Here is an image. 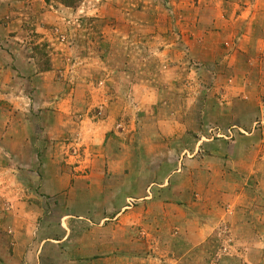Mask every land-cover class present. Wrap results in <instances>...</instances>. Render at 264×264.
I'll list each match as a JSON object with an SVG mask.
<instances>
[{"label":"rangeland","instance_id":"374dc122","mask_svg":"<svg viewBox=\"0 0 264 264\" xmlns=\"http://www.w3.org/2000/svg\"><path fill=\"white\" fill-rule=\"evenodd\" d=\"M6 11L24 29L9 32L11 39L0 40V60L18 77L11 78L16 86L12 92H18L19 86L39 101L45 94L34 91L40 87L41 75L25 80L19 72L39 73L53 65L62 92L80 89L76 97L86 105L77 112L79 117L106 120L111 111L116 131H137L141 125L143 131L146 124L162 118L159 106L183 122L187 138L184 142L182 137L174 139L177 151L169 154L164 172L176 169L179 148L184 145V157L220 156L230 171L241 162V154H248L243 165L255 156V183L264 185V0H0L1 21ZM110 70L115 76L118 71L125 73L120 79L124 88L120 104L117 93L107 98V93L102 96L98 90L113 85L114 81L106 79ZM91 102L96 104L90 106ZM109 102L114 103L109 106ZM12 107L9 97H0V137L7 135L10 123L19 130H12L14 134L28 133L29 128L37 131L33 116L38 113L31 112L32 120L25 123L28 106ZM76 135L63 145V189L52 195L36 192L37 197L41 195L42 215L28 224L26 216L14 211L13 201L23 194L11 192L9 171L19 174L15 177L19 184L37 178L23 173L28 168H24L29 163L26 158L12 159L5 153L16 150L11 141L1 144L0 168L8 171L0 173L7 185L4 190L0 185V195L2 212L10 222L0 227V264H160V259L169 264L165 254L154 251L149 235L139 233L128 241L118 232L117 219L103 220L114 211L102 206V201L112 194L117 198L118 193L104 195L101 183L99 190L89 189L98 152ZM149 153L148 158L138 154L135 167L131 166L132 172L143 176L139 185L150 176L148 171L153 173L154 146ZM33 162L37 167V161ZM105 176L100 172L94 178L101 181ZM32 194L30 198H36ZM94 199L100 203L89 205ZM127 201L136 204L135 198ZM14 215L20 216L19 223L12 221ZM106 223L109 226L103 230ZM234 244L229 224L222 222L186 260L220 264L229 259L232 264L230 247ZM237 260V264H247L243 256Z\"/></svg>","mask_w":264,"mask_h":264},{"label":"crops","instance_id":"0c3cea01","mask_svg":"<svg viewBox=\"0 0 264 264\" xmlns=\"http://www.w3.org/2000/svg\"><path fill=\"white\" fill-rule=\"evenodd\" d=\"M1 15H4V21L0 20L1 41L4 37L5 40L13 38L9 32L24 30L21 22L16 24V19H13L16 20L15 23L12 21L9 12L6 11ZM18 15L21 13L18 12ZM18 18L20 20V17ZM95 48L98 50L97 47ZM8 66L0 60V90L4 93L0 97H9L14 107L21 104L28 106V115H26L28 119L25 123L32 120L31 112L38 113L36 117L33 116L37 131L32 133L29 128L28 133L14 134L12 130L14 132L19 130L15 129V123H10L7 135L0 137L1 148V144L10 141L12 148L17 147L16 150L10 149L5 152L10 154L12 159L23 157L29 161L25 163L24 168H28H25L23 173L31 179H34L33 174L37 178L36 182H32L34 186L28 180L19 184L15 179L19 174L9 171L13 183L7 185L11 192L19 190L23 194L20 199H13V207L16 209L14 211L28 218V221H24L25 224L36 221V218L42 215L41 195L37 197L36 192L41 194L49 191L52 195L63 189L65 173L60 162L63 145L71 136L77 134L81 142L90 144L93 146L92 151L98 152L96 162L92 165L94 176L100 172L106 174L101 181L93 176V181L87 183L89 189L99 190L101 183L104 195L113 191L118 193L117 198L116 194H112L111 199L102 201V206L114 211L111 218L103 217V220L117 219L118 232L122 237L131 241L139 233L149 235L154 239V251L165 254L167 263L189 264L186 258L192 250L204 244L220 223L226 222L235 240V244L230 247L232 260L237 264V258L243 256L247 264H264V185H261V182L258 185L255 183L258 179V169L253 168L255 156H252L253 160L250 164L243 165L241 162L247 159L248 154H241L238 158L241 162L238 161L237 165L234 163L230 171L223 166L220 156L218 159L206 158L204 155L200 159L184 157L187 149L183 145L179 148L180 156L176 169L166 173L162 168L166 167L169 154L177 151V146L172 145L174 139L182 137L184 142L187 138L184 123L170 117L168 110L163 113L161 107L157 106V113L162 112L160 113L162 118L154 120L153 124H146L143 131L140 129L142 125L137 131L135 128L134 131L125 129L116 131L113 129L115 113L111 111L108 112L106 120L98 121L86 120L85 116L76 115L84 108L82 105H86L79 102L76 97L80 89L72 88L68 92H62L57 78L55 79L56 71L55 68L53 69L55 66L52 65L39 73L19 72V76H23L25 80L28 76L34 79L37 75H41L43 80L40 81L38 91L34 92L45 95L39 97V101L36 102L34 97L32 99V96H35L37 100L36 95L23 92L19 86L18 92L11 91L16 88L12 79L18 77L13 69L11 72L8 70L11 67ZM110 73L106 74V79L114 81L113 85L106 87V91L100 87L98 90L102 92V96L103 93H107V98H113L112 95L117 93L119 96L117 101L120 104L122 102L120 94L124 90L120 86V79H124L125 73L118 71V76H115L112 70ZM115 79H119V85ZM134 89L138 90L137 86H134ZM103 99L105 98L102 97ZM113 103L109 102V106ZM93 104L96 103H89L90 106ZM14 107L12 109H15ZM110 131L113 132L109 133ZM152 146H154V154L150 157L152 159L150 165H154L153 173L148 171L150 176L139 185L143 176L137 175L135 171L132 172L131 166L133 163L135 167L138 154L145 155L146 158L151 156L149 152ZM3 154L4 152L0 151V157ZM34 160L37 161V167H33ZM139 163L140 167L143 166V161ZM171 166H174V163ZM4 168H0L1 174L8 171ZM3 181L5 180H0V185H3L4 190L7 185L3 184ZM71 185L75 183L71 182ZM32 193L36 198H30ZM1 195L0 227H3L5 222L10 221L7 214L2 212ZM133 198L136 199V204L127 201ZM36 199L39 201L38 204ZM88 203L97 206L100 200H89ZM19 217L14 215L15 219L12 221L19 223ZM106 224L103 230L108 228L109 224ZM241 242L244 246H239ZM228 260L221 261L220 264H229ZM159 261L160 264H164V260Z\"/></svg>","mask_w":264,"mask_h":264}]
</instances>
